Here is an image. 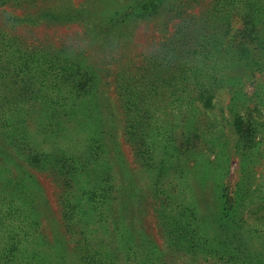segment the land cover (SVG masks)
Wrapping results in <instances>:
<instances>
[{
  "label": "rangeland",
  "instance_id": "obj_1",
  "mask_svg": "<svg viewBox=\"0 0 264 264\" xmlns=\"http://www.w3.org/2000/svg\"><path fill=\"white\" fill-rule=\"evenodd\" d=\"M0 264H264V0H0Z\"/></svg>",
  "mask_w": 264,
  "mask_h": 264
}]
</instances>
